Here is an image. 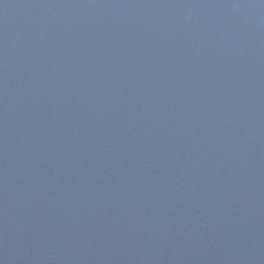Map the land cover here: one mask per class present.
<instances>
[{"label":"water","instance_id":"95a60500","mask_svg":"<svg viewBox=\"0 0 264 264\" xmlns=\"http://www.w3.org/2000/svg\"><path fill=\"white\" fill-rule=\"evenodd\" d=\"M0 264H264V0H0Z\"/></svg>","mask_w":264,"mask_h":264}]
</instances>
